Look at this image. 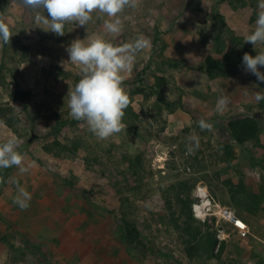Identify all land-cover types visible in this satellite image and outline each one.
<instances>
[{
  "label": "rangeland",
  "instance_id": "obj_1",
  "mask_svg": "<svg viewBox=\"0 0 264 264\" xmlns=\"http://www.w3.org/2000/svg\"><path fill=\"white\" fill-rule=\"evenodd\" d=\"M257 3L139 0L112 37L97 13L57 36L22 0H0L13 34L9 44L0 41V143L15 135L25 165H33L23 174L0 169V264H264V100L255 99L264 82L242 65L245 52L264 51L245 42ZM140 34L150 47L123 82L125 129L100 140L69 115L67 93L80 76L65 49L76 38L119 45ZM17 90L32 96L15 100ZM221 96L229 104L217 113ZM237 118L257 121L256 139L231 138L228 123ZM201 119L211 131L200 129ZM190 136L199 138L192 153ZM17 183L31 194L26 210L13 203ZM199 188L244 219L252 236L220 242L217 219L194 215ZM122 220L140 235L124 240ZM211 236L214 255L225 243L219 258L199 248Z\"/></svg>",
  "mask_w": 264,
  "mask_h": 264
},
{
  "label": "clouds",
  "instance_id": "obj_2",
  "mask_svg": "<svg viewBox=\"0 0 264 264\" xmlns=\"http://www.w3.org/2000/svg\"><path fill=\"white\" fill-rule=\"evenodd\" d=\"M22 3L33 10L37 25L46 26L57 36L65 35V24L76 23L86 26L93 21V13L103 19V28L107 35L116 37L123 31L121 14L125 9H136L139 0H22ZM258 13L255 28L245 36V42L264 45V0H258ZM43 10L40 11V10ZM44 13H47L45 15ZM104 17H107L106 19ZM12 33L0 15V41L9 44ZM150 47V40L143 34L134 39L116 45L104 36H94L81 40L76 38L65 49L69 55V63L78 69L79 81L67 93V107L71 118L84 121L88 130L100 140H105L125 129L122 122L125 109L130 99L123 87V82L136 64L137 56ZM242 65L246 73L256 76L264 82V51L255 56L245 52ZM257 102L264 100V92L256 91ZM229 104L227 96L218 98L215 111L223 113ZM200 129L211 131L213 125L204 119L198 121ZM187 145L188 153L199 148V138L190 136ZM21 141L15 135L9 136L0 143V169L13 166L20 173H28L32 164L25 165V156L18 151ZM3 177L0 176V183ZM31 194L17 183V195L13 203L26 210L29 207Z\"/></svg>",
  "mask_w": 264,
  "mask_h": 264
},
{
  "label": "trees",
  "instance_id": "obj_3",
  "mask_svg": "<svg viewBox=\"0 0 264 264\" xmlns=\"http://www.w3.org/2000/svg\"><path fill=\"white\" fill-rule=\"evenodd\" d=\"M212 61V58H209V63ZM32 93L29 90H17L14 96L15 100L25 102L30 99ZM162 100V99H161ZM228 130L231 138L239 145H243L246 142L256 139L258 133V123L255 119L252 118H237L229 121ZM123 230L125 232L124 240L134 239V235H140L137 228L132 225V223L127 220H122ZM217 241L211 236L210 239H207L205 245L199 248H202L210 257L216 256L217 258L222 256V253L225 249V243L222 244L220 252L218 255H214L215 245ZM197 248V249H199Z\"/></svg>",
  "mask_w": 264,
  "mask_h": 264
},
{
  "label": "built area",
  "instance_id": "obj_4",
  "mask_svg": "<svg viewBox=\"0 0 264 264\" xmlns=\"http://www.w3.org/2000/svg\"><path fill=\"white\" fill-rule=\"evenodd\" d=\"M198 198L200 199V203L197 205L193 206V212L196 218L198 211L197 208L200 207V205L203 204V202H206V211L203 214V218L200 219L202 221H206L207 218L209 217H215L218 221V225L217 228L219 227V222H224L228 225H230V227L232 228L231 231L229 233L225 232V229L223 228V230L218 231V233L220 234V236L218 237L220 242H222L223 240H225V237H229L230 235L236 234V236L243 242L247 241L249 239L250 236H252L250 227L248 225V223H246L242 218L238 217L234 211H232L231 209L227 208L224 205H220L218 203H212L209 199L207 194L202 190V189H198ZM203 192L205 194V198H200L199 194ZM220 244H218L217 248H216V253L219 252V247ZM250 264H255V263H250Z\"/></svg>",
  "mask_w": 264,
  "mask_h": 264
},
{
  "label": "bare ground",
  "instance_id": "obj_5",
  "mask_svg": "<svg viewBox=\"0 0 264 264\" xmlns=\"http://www.w3.org/2000/svg\"><path fill=\"white\" fill-rule=\"evenodd\" d=\"M199 196H200V198H205V194H204L203 192H201V193L199 194ZM206 206H207V205H206V202H203V204L200 205L199 208H197V211H198L197 217H198V218H200V219L203 218V214H204V212L206 211Z\"/></svg>",
  "mask_w": 264,
  "mask_h": 264
},
{
  "label": "water",
  "instance_id": "obj_6",
  "mask_svg": "<svg viewBox=\"0 0 264 264\" xmlns=\"http://www.w3.org/2000/svg\"><path fill=\"white\" fill-rule=\"evenodd\" d=\"M35 137H36V136L33 135L32 138L30 139V142H31ZM218 230H219V231L223 230V227H222V226H219V227H218Z\"/></svg>",
  "mask_w": 264,
  "mask_h": 264
},
{
  "label": "crops",
  "instance_id": "obj_7",
  "mask_svg": "<svg viewBox=\"0 0 264 264\" xmlns=\"http://www.w3.org/2000/svg\"><path fill=\"white\" fill-rule=\"evenodd\" d=\"M244 220V219H243ZM245 221V220H244ZM246 222V221H245ZM247 223V222H246ZM249 225V224H248Z\"/></svg>",
  "mask_w": 264,
  "mask_h": 264
}]
</instances>
